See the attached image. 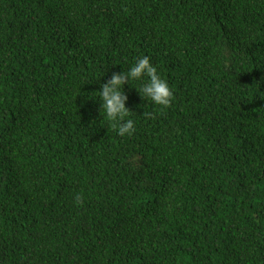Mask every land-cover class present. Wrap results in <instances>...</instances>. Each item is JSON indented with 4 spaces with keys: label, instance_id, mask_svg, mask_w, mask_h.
<instances>
[{
    "label": "trees",
    "instance_id": "1",
    "mask_svg": "<svg viewBox=\"0 0 264 264\" xmlns=\"http://www.w3.org/2000/svg\"><path fill=\"white\" fill-rule=\"evenodd\" d=\"M0 264H264V0H0Z\"/></svg>",
    "mask_w": 264,
    "mask_h": 264
},
{
    "label": "clouds",
    "instance_id": "2",
    "mask_svg": "<svg viewBox=\"0 0 264 264\" xmlns=\"http://www.w3.org/2000/svg\"><path fill=\"white\" fill-rule=\"evenodd\" d=\"M133 81L141 82L138 88H134L142 100L155 105L168 106L173 95L169 83L161 77L147 55L136 57L127 71L113 72L110 80L106 83L100 82L99 90L93 92L96 96L92 99L98 98L100 102L101 122H106L121 137L130 136L135 131V122L129 118L133 111L126 106L128 96L124 90L126 84L133 86ZM143 114L151 115L144 112Z\"/></svg>",
    "mask_w": 264,
    "mask_h": 264
}]
</instances>
